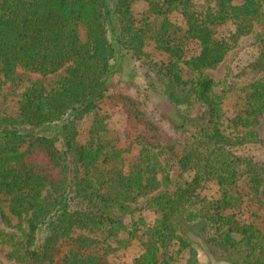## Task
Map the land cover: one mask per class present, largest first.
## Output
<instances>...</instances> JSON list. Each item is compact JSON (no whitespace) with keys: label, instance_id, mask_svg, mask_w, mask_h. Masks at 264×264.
Segmentation results:
<instances>
[{"label":"trees","instance_id":"trees-1","mask_svg":"<svg viewBox=\"0 0 264 264\" xmlns=\"http://www.w3.org/2000/svg\"><path fill=\"white\" fill-rule=\"evenodd\" d=\"M176 15L183 25L172 20ZM263 21L264 0H0V86L21 91L14 104L0 106L5 259L108 264L109 241L129 233L125 217L149 199L146 209L158 219L131 264H202L191 238L195 228L218 261L264 264V225L241 223L231 213L245 197L259 202L264 186V163L236 151L264 145L257 130L264 75L243 87L229 119L236 135L229 136L226 95L207 74ZM227 24L235 26L228 39L217 33ZM256 39L251 69L260 75L264 32ZM152 45L162 61L149 52ZM127 61L135 65L133 80L123 78ZM185 68L193 77L185 78ZM20 69L65 76L47 87L19 78ZM138 70L145 73L142 88ZM154 97L174 113H164ZM111 109L126 115L129 149L118 146L109 127ZM134 147L139 155L126 171L124 154ZM162 158L180 169L174 194L163 190L173 181ZM242 178V191L233 196L229 189ZM206 183L220 187V198L200 195Z\"/></svg>","mask_w":264,"mask_h":264},{"label":"rangeland","instance_id":"rangeland-1","mask_svg":"<svg viewBox=\"0 0 264 264\" xmlns=\"http://www.w3.org/2000/svg\"><path fill=\"white\" fill-rule=\"evenodd\" d=\"M139 11L144 12V7L140 6ZM172 20L179 25H183V19L176 15L173 16ZM235 26L232 24H227L217 28L218 36L223 38H230L231 34L234 32ZM264 32V21L258 23L255 27L254 32L242 38L236 45L233 46L232 50L229 52L225 61L215 70L207 71V74L218 83L217 92L226 95V100L224 104L225 117L223 131L227 135L231 136L235 132L230 126L229 119L234 116L238 106H240V95L243 87L249 85L255 79L261 77L263 74H256L252 69L251 65L254 63L259 55V47L257 46L256 35ZM149 52L152 54L156 61H162L164 57L156 50L154 45L148 48ZM197 50V46L193 45L188 51V56H191ZM138 65V64H137ZM124 68V79L133 80L135 76V65L132 61H127ZM185 78L193 77L191 73L186 68L183 71ZM65 76L64 71L49 76H42L39 74H32L24 70H19L18 77L24 79H30L34 82H41L47 87L55 86L60 79ZM145 73L143 70H138V77L136 79L138 86L144 87ZM118 80V79H117ZM21 91H18L12 84L8 83L0 86V106L2 109H6L11 106L16 101L19 100ZM154 100L159 105L164 113H174L170 106L158 97H154ZM110 109V107H108ZM112 117L109 121V127L117 133L118 146L123 149H129V141L126 138L127 129V118L125 113L121 110H110ZM87 128V126H84ZM258 134L264 144V117L258 127ZM172 129L169 128L166 131V136L171 138ZM236 135V134H234ZM130 151V150H129ZM140 148L134 147L132 151L124 154L126 171H128L130 164L138 157ZM237 153L240 155H246L255 158L256 162L264 163V145L253 144L245 147H240L236 149ZM35 160H44V156L38 155ZM165 165L166 170L171 176L173 184L168 188L163 190H168L170 194H174L176 191V182L180 179V169L175 162L172 160L162 158L161 159ZM245 171V166L241 168V173ZM163 176H161L162 178ZM243 178L239 182V186L230 188V194L237 196L239 192L242 191L240 186L242 185ZM202 197L207 199H218L220 198L222 192L220 187L214 183H206L199 190ZM149 199L140 200L139 203L133 205L134 213L127 215L125 217L126 224L129 228V233H133L130 236L129 233H123L118 239L109 241V245L112 246L113 251L108 255V264H131L136 258L141 256L145 249L144 245L149 240L147 229L152 227L158 219V215L152 211L146 209V204ZM245 202L238 206L237 210L231 211L236 217V220L241 223H257L259 226L264 225V186L260 193V201L256 199L252 200L249 197H245ZM143 223H145L143 225ZM192 240L198 243V258L202 264H229L224 261H218L214 254H212L209 247L203 243L198 235L197 229L195 228L191 231ZM176 250V249H174ZM6 248L0 244V264H20L17 262H10L5 259ZM185 260L174 262L173 264H184ZM33 264V263H30Z\"/></svg>","mask_w":264,"mask_h":264}]
</instances>
